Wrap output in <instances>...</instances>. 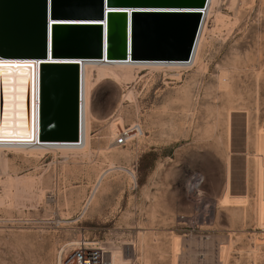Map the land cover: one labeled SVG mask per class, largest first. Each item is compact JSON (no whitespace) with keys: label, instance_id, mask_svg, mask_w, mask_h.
I'll return each mask as SVG.
<instances>
[{"label":"rangeland","instance_id":"1","mask_svg":"<svg viewBox=\"0 0 264 264\" xmlns=\"http://www.w3.org/2000/svg\"><path fill=\"white\" fill-rule=\"evenodd\" d=\"M217 1L197 67L96 83L88 152H0V264H61L81 236L133 264H264V0ZM116 122L143 135L118 147Z\"/></svg>","mask_w":264,"mask_h":264},{"label":"water","instance_id":"2","mask_svg":"<svg viewBox=\"0 0 264 264\" xmlns=\"http://www.w3.org/2000/svg\"><path fill=\"white\" fill-rule=\"evenodd\" d=\"M209 1L0 0V58L40 65L38 142H83L81 62L191 61Z\"/></svg>","mask_w":264,"mask_h":264},{"label":"bare ground","instance_id":"3","mask_svg":"<svg viewBox=\"0 0 264 264\" xmlns=\"http://www.w3.org/2000/svg\"><path fill=\"white\" fill-rule=\"evenodd\" d=\"M217 3L219 4L217 0H210L208 7L203 12H201L204 16V19L199 32L192 60L189 62L150 61L134 63L126 61H85L80 63L82 73L83 106V142L81 144H49L63 142H38V89L40 65L38 61L5 60L0 58V152L2 154L4 152H20L27 156H32L31 158H33V156H43L48 152H62L63 155L65 153H73L76 151L77 153L78 151L86 152L90 145L93 123L99 121L94 113L92 106V91L96 83L103 80H115L119 83L122 81L129 82L136 79L140 71L144 69L179 71L197 67L200 64L201 52L202 48L204 47L203 44L205 31L207 30V20L210 19L215 13L214 7ZM124 17L127 20V14H125ZM129 96L130 95L128 94V97ZM117 121H119L120 124V119ZM115 124L116 129L114 128L115 131L113 133V136L117 137V140L119 135L116 130L119 124L118 122H116ZM112 126L114 127V124ZM129 129L132 132L131 139L135 136L143 135L140 125H134ZM1 158L2 156H0V164L1 161L3 164L4 159ZM7 162L4 163L6 165V168ZM101 182L102 178L99 179V182L96 185L93 195L91 196L88 204H91L90 202L97 194ZM12 183H14V180L9 181V184L12 185ZM74 245H76V243L72 242L68 243L66 247H74ZM127 245L128 247L125 246L116 249L111 248L108 250L115 264H133V262L135 261V245Z\"/></svg>","mask_w":264,"mask_h":264},{"label":"built area","instance_id":"4","mask_svg":"<svg viewBox=\"0 0 264 264\" xmlns=\"http://www.w3.org/2000/svg\"><path fill=\"white\" fill-rule=\"evenodd\" d=\"M204 11V10H203ZM130 129L122 131L116 140L118 147H124L131 140ZM68 144V143H49ZM61 264H115L110 252L104 243L91 242L86 236H81L71 253Z\"/></svg>","mask_w":264,"mask_h":264}]
</instances>
